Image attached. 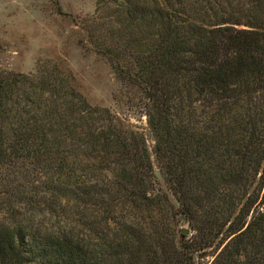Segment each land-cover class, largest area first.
<instances>
[{"label": "trees", "instance_id": "16d2710c", "mask_svg": "<svg viewBox=\"0 0 264 264\" xmlns=\"http://www.w3.org/2000/svg\"><path fill=\"white\" fill-rule=\"evenodd\" d=\"M106 3L96 50L152 145L0 66V264H264V0Z\"/></svg>", "mask_w": 264, "mask_h": 264}, {"label": "rangeland", "instance_id": "374dc122", "mask_svg": "<svg viewBox=\"0 0 264 264\" xmlns=\"http://www.w3.org/2000/svg\"><path fill=\"white\" fill-rule=\"evenodd\" d=\"M113 13L106 0H0V66L25 74L43 69L58 81L67 78L91 105L140 128L152 145L142 110L130 102L107 58L96 50V36L108 32ZM156 174L153 192L165 189ZM186 224L181 223L180 232L189 231Z\"/></svg>", "mask_w": 264, "mask_h": 264}, {"label": "water", "instance_id": "95a60500", "mask_svg": "<svg viewBox=\"0 0 264 264\" xmlns=\"http://www.w3.org/2000/svg\"><path fill=\"white\" fill-rule=\"evenodd\" d=\"M188 227H189V223H187V224L185 225V228H188ZM182 234L188 235V234H189V231L183 229V230H182Z\"/></svg>", "mask_w": 264, "mask_h": 264}]
</instances>
